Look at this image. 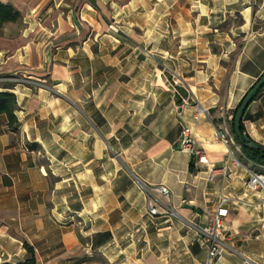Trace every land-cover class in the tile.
I'll return each instance as SVG.
<instances>
[{"label": "crops", "instance_id": "0c3cea01", "mask_svg": "<svg viewBox=\"0 0 264 264\" xmlns=\"http://www.w3.org/2000/svg\"><path fill=\"white\" fill-rule=\"evenodd\" d=\"M0 2L23 16L0 33V78H24L0 81L19 120L0 114V264L25 242L37 264H206L222 195L212 264H264V189L248 185L264 165L215 135L264 74V0ZM243 123L264 146V90ZM187 126L209 160L195 172Z\"/></svg>", "mask_w": 264, "mask_h": 264}, {"label": "built area", "instance_id": "2783aa9c", "mask_svg": "<svg viewBox=\"0 0 264 264\" xmlns=\"http://www.w3.org/2000/svg\"><path fill=\"white\" fill-rule=\"evenodd\" d=\"M1 80L16 83L23 81L24 78L14 76L10 78H2L0 79V81ZM215 135L217 138L223 140L226 143L229 141L226 134L223 132L217 131ZM181 144H182V148L191 155L194 163L209 164V160L205 150L197 146L193 132L188 126L183 129ZM216 170H217L216 168L210 169V179H215ZM248 185L253 190L264 189V174L257 172H250ZM156 190L163 193L164 195L170 194L169 188L164 185H160L158 188H156ZM227 201H228L227 197L222 195L218 202L216 212L214 214L212 221L207 225L203 226L200 230L201 235L208 246V255H207L206 264H212L220 248L222 247L223 244L222 231L224 229L225 218L228 215ZM149 212L151 214L158 213L157 208L154 206L151 200H149Z\"/></svg>", "mask_w": 264, "mask_h": 264}, {"label": "trees", "instance_id": "16d2710c", "mask_svg": "<svg viewBox=\"0 0 264 264\" xmlns=\"http://www.w3.org/2000/svg\"><path fill=\"white\" fill-rule=\"evenodd\" d=\"M23 18L22 13L20 12L19 9H17L15 6L12 4H4L0 2V33L2 32L3 27L8 24V23H14V22H19ZM264 87L259 91L257 96L254 98V100L261 94L263 91ZM178 93L182 96L187 95L186 90L181 87H177ZM180 101V98H179ZM239 107V106H238ZM237 107V108H238ZM237 108L233 111V118L231 119V131L234 134L235 139L237 140L238 143L241 144L242 151L243 153L252 161L255 163L264 165V153L257 149H253L247 146L243 145V142L241 139L237 136L235 132V127H234V115L237 111ZM18 109L17 105V97L16 94L13 92L9 91H2L0 92V114L1 113H6L8 116V129L12 132H15L18 130L19 126V120L16 116V110ZM241 134L243 137H247L250 141L252 139L246 132L245 125L243 123V120L241 122ZM191 172H195L194 168V161H191V166H190ZM24 246L27 250V255L26 258L23 262L18 263V264H37V257H36V250L33 246L28 244L27 242L24 243ZM4 264H9V263H4Z\"/></svg>", "mask_w": 264, "mask_h": 264}, {"label": "water", "instance_id": "95a60500", "mask_svg": "<svg viewBox=\"0 0 264 264\" xmlns=\"http://www.w3.org/2000/svg\"><path fill=\"white\" fill-rule=\"evenodd\" d=\"M264 87V74L258 79V81L250 88L247 92L245 97L243 98L242 102L240 103L237 111L234 115V127L237 136L241 139L244 146L257 149L264 153V146L259 144L258 142L252 140L250 141L247 137H243L241 134V122L243 120L244 114L248 106L257 96L259 91Z\"/></svg>", "mask_w": 264, "mask_h": 264}, {"label": "rangeland", "instance_id": "374dc122", "mask_svg": "<svg viewBox=\"0 0 264 264\" xmlns=\"http://www.w3.org/2000/svg\"><path fill=\"white\" fill-rule=\"evenodd\" d=\"M236 22H239V20L237 19L236 20ZM14 76H18V75H10V76H5V77H2V78H10V77H14ZM19 77V76H18ZM2 78H0V79H2ZM176 90H177V87L175 88ZM264 90V89H263ZM178 91V90H177ZM233 118V117H232ZM227 131V130H226ZM228 132H229V134L230 135H228L227 133H225L226 134V136H227V138H228V140H229V146H230V148H231V151H232V153H233V155L237 158V159H239V160H250L244 153H243V151H242V147H241V144L240 143H238L237 142V140L235 139V137H234V134L232 133V131H231V120H230V122H229V124H228ZM252 161V160H251ZM254 162V161H253ZM264 170V169H263ZM256 172V171H255ZM258 173V172H257ZM262 174H264V171H262L261 172ZM80 236H81V239H82V241L84 240L83 239V237H82V235L80 234ZM98 256H96L97 257V259L99 260V261H104V259L102 258V256L101 255H99V253L97 254Z\"/></svg>", "mask_w": 264, "mask_h": 264}]
</instances>
